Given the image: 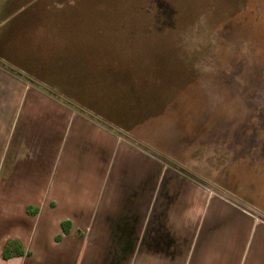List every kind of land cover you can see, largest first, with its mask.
Returning <instances> with one entry per match:
<instances>
[{
	"label": "crops",
	"instance_id": "1",
	"mask_svg": "<svg viewBox=\"0 0 264 264\" xmlns=\"http://www.w3.org/2000/svg\"><path fill=\"white\" fill-rule=\"evenodd\" d=\"M50 28L15 51L0 33V264H264V223L87 115L262 215L264 123L225 131L204 162L178 123L127 130L96 92L68 88L104 44Z\"/></svg>",
	"mask_w": 264,
	"mask_h": 264
},
{
	"label": "rangeland",
	"instance_id": "2",
	"mask_svg": "<svg viewBox=\"0 0 264 264\" xmlns=\"http://www.w3.org/2000/svg\"><path fill=\"white\" fill-rule=\"evenodd\" d=\"M50 27L89 28L104 44L105 63L90 54L68 88L79 84L86 100L96 92L127 130L178 123L204 162V147L229 130L252 134L264 123V0H0V33H10L4 44L14 51Z\"/></svg>",
	"mask_w": 264,
	"mask_h": 264
},
{
	"label": "water",
	"instance_id": "3",
	"mask_svg": "<svg viewBox=\"0 0 264 264\" xmlns=\"http://www.w3.org/2000/svg\"><path fill=\"white\" fill-rule=\"evenodd\" d=\"M88 118L96 123H99V125H101V127L105 128L107 131L109 132H113L115 133L117 136H119L122 140L126 141L127 143L135 146L137 149L141 150L142 152L150 155L152 158L156 159L157 161L161 162L162 164H164L165 166L175 170V171H181L180 167L171 162L170 160L164 158L163 156L159 155L158 153L150 150L149 148L145 147L144 145L136 142L134 139L125 136L124 134L114 130V128L101 123L100 121H98L95 117L89 116L87 115ZM183 174L189 178L190 180H192L193 182H195L196 184L200 185L201 187H203L204 189H206L207 191H209L210 193L214 194L215 196L223 199L224 201L228 202L229 204L233 205L234 207L240 209L241 211L245 212L246 214L252 216L253 218H255L256 220L264 223V215L260 214L259 212H257L256 210L248 207L247 205L243 204L242 202L238 201L237 199L231 197L230 195L226 194L225 192L219 190L218 188L214 187L213 185H211L210 183L204 181L203 179L197 177L196 175H193L192 173L189 172H183Z\"/></svg>",
	"mask_w": 264,
	"mask_h": 264
},
{
	"label": "trees",
	"instance_id": "4",
	"mask_svg": "<svg viewBox=\"0 0 264 264\" xmlns=\"http://www.w3.org/2000/svg\"><path fill=\"white\" fill-rule=\"evenodd\" d=\"M50 94H52L51 92H49ZM53 95V94H52ZM53 96H55V95H53ZM55 97H57V96H55ZM180 170H181V168H180ZM182 171V170H181ZM7 252L5 253V256L7 257Z\"/></svg>",
	"mask_w": 264,
	"mask_h": 264
}]
</instances>
